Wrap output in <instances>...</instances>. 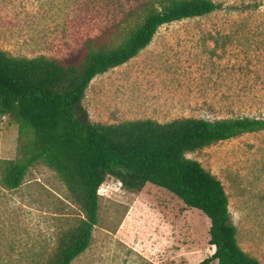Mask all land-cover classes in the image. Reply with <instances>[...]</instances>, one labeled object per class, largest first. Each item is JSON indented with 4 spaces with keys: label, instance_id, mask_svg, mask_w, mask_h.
<instances>
[{
    "label": "rangeland",
    "instance_id": "obj_1",
    "mask_svg": "<svg viewBox=\"0 0 264 264\" xmlns=\"http://www.w3.org/2000/svg\"><path fill=\"white\" fill-rule=\"evenodd\" d=\"M80 1L0 0V49L21 57L68 55L113 19L105 0ZM214 1L221 8L161 25L135 57L96 75L79 118L264 119V0ZM21 124L0 117V158H17L32 138ZM187 156L223 183L240 246L264 264V129ZM98 193L91 244L71 264H198L214 253L208 216L167 189L147 183L133 192L108 176ZM80 216L60 176L43 163L16 189L0 183V231L6 230L0 237L14 243L13 256L25 264L45 259L60 231Z\"/></svg>",
    "mask_w": 264,
    "mask_h": 264
},
{
    "label": "trees",
    "instance_id": "obj_2",
    "mask_svg": "<svg viewBox=\"0 0 264 264\" xmlns=\"http://www.w3.org/2000/svg\"><path fill=\"white\" fill-rule=\"evenodd\" d=\"M94 1L81 0L79 6ZM103 4L114 9L112 21L68 55L21 57L0 49V117H16L22 122L20 131L29 128L33 134L21 145L17 158H0V183L16 189L33 165L43 163L60 176L68 198L82 213L60 231L53 249L35 264H71L90 246L98 223V190L108 176L133 192L155 184L188 207L203 211L211 222L210 240L216 251L198 264H262L238 242L223 183L187 153L262 130L264 119L182 117L167 122L145 118L96 123L79 118L96 75L135 57L161 25L206 15L222 4L214 0H105ZM14 247L0 237V264L26 263L13 256Z\"/></svg>",
    "mask_w": 264,
    "mask_h": 264
},
{
    "label": "built area",
    "instance_id": "obj_3",
    "mask_svg": "<svg viewBox=\"0 0 264 264\" xmlns=\"http://www.w3.org/2000/svg\"><path fill=\"white\" fill-rule=\"evenodd\" d=\"M213 247H214V252L216 251V245L213 244Z\"/></svg>",
    "mask_w": 264,
    "mask_h": 264
}]
</instances>
